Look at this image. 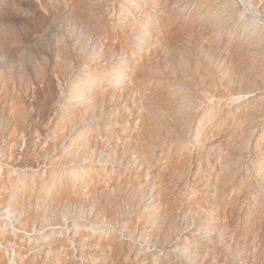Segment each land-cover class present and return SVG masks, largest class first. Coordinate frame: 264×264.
Returning <instances> with one entry per match:
<instances>
[{
  "label": "rangeland",
  "instance_id": "374dc122",
  "mask_svg": "<svg viewBox=\"0 0 264 264\" xmlns=\"http://www.w3.org/2000/svg\"><path fill=\"white\" fill-rule=\"evenodd\" d=\"M0 264H264V0H0Z\"/></svg>",
  "mask_w": 264,
  "mask_h": 264
}]
</instances>
